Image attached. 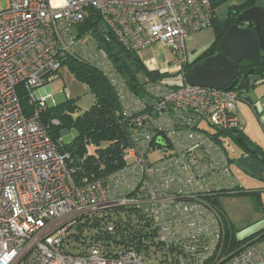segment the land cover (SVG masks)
Here are the masks:
<instances>
[{
	"label": "built area",
	"instance_id": "2783aa9c",
	"mask_svg": "<svg viewBox=\"0 0 264 264\" xmlns=\"http://www.w3.org/2000/svg\"><path fill=\"white\" fill-rule=\"evenodd\" d=\"M214 1L7 0L0 9V264H264L257 243L224 252L222 216L204 200L242 189L222 140L239 130V92L148 85L152 102L140 99L101 49L93 53L94 36L78 31L93 10L126 50L168 48L185 62L187 37L216 19ZM76 58L109 79L132 141L122 168L81 184L39 120L50 83ZM20 89L35 106L29 116ZM115 208L141 215V225L149 223L144 233L155 231L161 247L148 256L102 241L72 249L67 236L80 217L107 219ZM103 232L112 235L114 227Z\"/></svg>",
	"mask_w": 264,
	"mask_h": 264
},
{
	"label": "trees",
	"instance_id": "16d2710c",
	"mask_svg": "<svg viewBox=\"0 0 264 264\" xmlns=\"http://www.w3.org/2000/svg\"><path fill=\"white\" fill-rule=\"evenodd\" d=\"M219 2H222V0H215L213 7L215 8ZM234 9L237 8L233 6L229 7L228 14L230 15ZM227 20H229V17ZM214 22L215 20L213 24ZM101 26V21L97 13L90 10L84 21L80 24L78 31L81 32L80 34L90 33L94 36L96 43L92 48L93 53L95 54L97 49H101L106 54L109 63L117 72L116 74H118L116 77L124 82L126 91L132 92L140 99H148L152 102L153 98L149 96V92L146 90L148 85H157L164 90H175L184 86L185 83L183 82L182 74L215 50L216 45L228 28V23L216 22L214 27L216 40L214 44L194 63L184 67L181 73L174 74V76H179L182 80V84L176 86H171L167 83V78L171 75L148 71L137 56V53L126 50L118 44L110 33L105 32V29ZM260 59L263 70H259L258 78L264 80V57ZM258 63L257 61V67L259 66ZM63 64L68 66L73 77L84 84L93 95L94 104L76 118L72 117L75 111L72 100H67L63 104L51 107L46 106L41 111L39 120L51 141L56 145L58 153L68 155V159L66 160L67 167L74 170V182L81 184L84 178H99L123 167L124 151L132 146L130 137L131 128L128 120L122 113L120 103L118 102L113 87L109 83V79L101 71L89 62L82 61L80 58L67 59ZM247 88L248 83H245L237 91L240 94L242 90ZM18 97L25 116L31 115L35 106L29 104L26 93L20 89L18 91ZM54 120L57 121V124L52 122ZM71 130L75 131V137L70 143H63L62 137L60 136L62 131H67L68 133ZM226 135H229L236 144L239 138H244L252 153H247L244 150L243 152L251 162L264 166V153L256 145L251 144L239 130ZM155 145L158 146L157 144ZM89 146L93 147L94 154L89 155ZM243 195L251 197L255 207L261 208L258 194L244 189H236L232 194L226 193V191L218 192L210 197L204 198L222 216L225 226L224 252L231 255L243 246L249 243H257L264 238V231H262L254 236L239 239L237 232L228 224L226 213L220 203V198ZM110 214L112 217L107 219H103L97 214L94 216L85 215L80 217L67 236L68 244L72 246V249L76 250L90 242L102 241L104 243L106 242V245H109L108 242H110L113 245L130 247L138 252H142V255L148 256L147 253L150 247H161L155 231L152 230V233L149 234L147 232L144 233L146 231L145 229L149 227V223L141 225V215L138 213H134L129 208H115ZM108 224H112L114 227V233L112 235L103 232L105 225ZM93 229H98V232L101 231V234L92 235L91 232Z\"/></svg>",
	"mask_w": 264,
	"mask_h": 264
},
{
	"label": "rangeland",
	"instance_id": "374dc122",
	"mask_svg": "<svg viewBox=\"0 0 264 264\" xmlns=\"http://www.w3.org/2000/svg\"><path fill=\"white\" fill-rule=\"evenodd\" d=\"M245 1L246 0H222V2H219V4L215 7V22L214 24H212L211 28H208L207 30L213 31L216 22L220 23L225 19L229 7L233 5H240ZM259 3L264 5V0L254 1V4ZM6 7L7 0H0V9H5ZM207 30L201 32L204 33ZM152 49L154 50V52L157 53L158 51L163 52L162 49H160L158 46H153ZM179 72L174 74H179ZM174 74H172L173 76L171 75L167 78V83L171 86L182 84L181 78L179 76H174ZM254 79H257V81L259 80L258 77H254ZM251 84L252 83L248 84V86ZM49 88L51 90V97L46 99V106L51 107L63 104L67 100H72L75 106V111L72 114L73 118L80 116L81 114H83V112L87 111L94 104L93 95L89 92V90L84 84H82L80 81L73 77L70 69L66 64H63L61 66V69L58 71L55 79L50 83ZM52 122L57 123L56 120ZM75 135V131L71 130L68 133L67 131H62L60 136L62 137L63 143L68 144L72 141ZM224 147L229 158L233 159L231 169L233 176L236 178L238 184L243 185L246 188L264 187V166L250 163L248 161L247 155L243 153L242 149L238 146V144L228 139L224 141ZM88 153L89 155L94 154V149L92 146L88 147ZM149 159L154 160L155 155H151ZM242 160H245V163L249 166H244L243 168L239 164ZM262 198V202L264 205V196H262ZM220 203L223 210L234 222L235 226H241L242 224L251 222V220L257 217L256 212L258 211L255 210L256 208H254V201H252L251 197L249 196H242L241 198L237 196L222 197L220 198ZM262 208L264 210V206Z\"/></svg>",
	"mask_w": 264,
	"mask_h": 264
},
{
	"label": "crops",
	"instance_id": "0c3cea01",
	"mask_svg": "<svg viewBox=\"0 0 264 264\" xmlns=\"http://www.w3.org/2000/svg\"><path fill=\"white\" fill-rule=\"evenodd\" d=\"M215 40L216 38L214 29L213 31L207 30L204 33L199 32L188 36L185 41L183 51L185 62L180 61L178 56L172 53L168 48H160L163 52L158 51L157 53L152 49L153 46L139 51L137 56L148 71H156L160 74L172 75L179 71L182 72L184 67L192 64V62H194L198 57H200L212 47ZM240 93L241 94L236 101L239 131L251 144L256 145L264 153V80H258L254 82V84L249 85L247 89L242 90ZM226 139L233 142L229 135L223 136V142L226 141ZM230 160L233 162L232 158ZM245 160H242L239 163L243 168L244 166H249L245 163ZM248 161L253 163L249 159ZM241 187L246 191H253L257 193L261 202V208L254 207L256 208L255 210L258 211H255L257 213V217L254 219L251 218L253 219L251 222H247L241 226H235L234 222L224 211L227 216L228 224H230L234 231L237 232L239 239H244L264 231V210L262 208L264 206L262 202V196H264V187L246 188L243 185H241ZM238 197L241 198L242 196ZM257 245L264 261V238L257 242Z\"/></svg>",
	"mask_w": 264,
	"mask_h": 264
},
{
	"label": "water",
	"instance_id": "95a60500",
	"mask_svg": "<svg viewBox=\"0 0 264 264\" xmlns=\"http://www.w3.org/2000/svg\"><path fill=\"white\" fill-rule=\"evenodd\" d=\"M238 20L252 22L253 29L229 27L216 46L218 54L182 74L186 85L214 90H239L243 86L238 64L242 60L257 61L259 53L264 54V8H251ZM245 74L253 75L255 70H245ZM157 143L164 146L161 139ZM237 144L245 152L252 153L244 138H239Z\"/></svg>",
	"mask_w": 264,
	"mask_h": 264
},
{
	"label": "flooded vegetation",
	"instance_id": "af4514ba",
	"mask_svg": "<svg viewBox=\"0 0 264 264\" xmlns=\"http://www.w3.org/2000/svg\"><path fill=\"white\" fill-rule=\"evenodd\" d=\"M254 1L255 0H246L244 3L240 4V5H233V7L237 8V9H234L232 11V13L229 15L228 12L226 14V17L223 21L221 22H227L228 23V28L227 30L229 29V27L231 26H236L238 29H241V30H250V29H253V23L252 22H241L238 20V17L240 15H242L245 11L251 9V8H264V5L263 4H254ZM228 11V10H227ZM229 15V16H228ZM229 17V20H227V18ZM226 30V31H227ZM226 33V32H225ZM221 40V39H220ZM219 43V42H218ZM217 46V45H216ZM218 54L217 50H216V47H215V50L208 54L206 57H204L199 63H196L195 65L197 64H200V63H203L205 60H207L208 58H212V57H215L216 55ZM264 57V54L262 52L259 53V56H258V59L257 60L259 63V66L257 67L256 65V62L257 61H250V60H242L239 64H238V68H239V74L243 76V85L245 83H254L257 81V79H254V77H258L259 74V70H263V67H262V62L260 63L261 59ZM199 58V57H198ZM197 58V59H198ZM196 59V60H197ZM195 60V61H196ZM194 61V62H195ZM192 62V63H194ZM194 65V66H195ZM193 66V67H194ZM191 69V68H190ZM245 70H255V74L253 75H248V74H245ZM264 74V72H263ZM260 81V79H259Z\"/></svg>",
	"mask_w": 264,
	"mask_h": 264
}]
</instances>
